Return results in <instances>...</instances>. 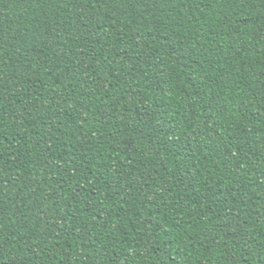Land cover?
Masks as SVG:
<instances>
[{
  "label": "trees",
  "instance_id": "1",
  "mask_svg": "<svg viewBox=\"0 0 264 264\" xmlns=\"http://www.w3.org/2000/svg\"><path fill=\"white\" fill-rule=\"evenodd\" d=\"M0 264H264V0H0Z\"/></svg>",
  "mask_w": 264,
  "mask_h": 264
}]
</instances>
